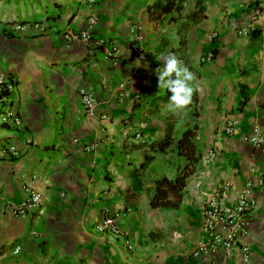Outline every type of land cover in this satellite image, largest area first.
<instances>
[{
	"label": "crops",
	"instance_id": "crops-1",
	"mask_svg": "<svg viewBox=\"0 0 264 264\" xmlns=\"http://www.w3.org/2000/svg\"><path fill=\"white\" fill-rule=\"evenodd\" d=\"M156 2L21 0L25 23L0 24V68L14 80L12 116L0 118V151L8 150L0 153V264H226L225 252L214 259L191 253L202 238L205 196L224 181L232 195L249 180L257 184L253 165L264 175V144L256 149L242 139L256 128L264 140V13L243 38L237 32L251 16L247 0H185L180 12L168 14L152 8ZM90 16L97 18L91 36L104 45L69 44L66 35L85 29ZM111 46L116 65L107 58ZM168 53L199 84L181 114L160 100L165 89L156 69ZM83 88L97 98L91 118L81 106ZM228 115L238 121L232 137L222 132ZM192 126L198 160L180 202L153 208L155 181L173 179L181 163L171 147L159 152L149 145L168 129L178 139ZM30 177L44 204L39 214L15 217L9 209L26 198ZM254 196L243 244L249 264H264V187ZM124 209L119 224L129 231L131 250L93 230L107 213ZM229 263L240 264L238 252Z\"/></svg>",
	"mask_w": 264,
	"mask_h": 264
},
{
	"label": "built area",
	"instance_id": "built-area-1",
	"mask_svg": "<svg viewBox=\"0 0 264 264\" xmlns=\"http://www.w3.org/2000/svg\"><path fill=\"white\" fill-rule=\"evenodd\" d=\"M98 0H85L87 5H95ZM247 4L251 9L249 21L238 30V35L247 38L253 29V24L264 13V0H247ZM97 21L95 16H90L87 19L85 29L66 35V40L71 43H82L90 46L92 49L100 48L104 45L103 41H94L91 34L93 27ZM24 27L19 26L22 30ZM212 38V37H211ZM107 58L110 59L113 65H116L115 53L116 47L111 46ZM212 55L208 54L206 60H211ZM14 84V80L0 68V102L3 104L1 113V121H8L11 116L9 108L8 94H3L4 91L9 92ZM123 87V85H120ZM141 94L133 96L136 102L141 101ZM80 101L83 112L87 118H91L95 114L97 107V98L94 93L86 88L80 91ZM102 122L108 120L107 114H102L100 117ZM222 132L228 136H235L238 132V121L234 115H228L224 121ZM243 141L251 143L256 149H262L264 140L263 135L254 128L249 133L242 135ZM7 149H2L1 154H5ZM9 154L15 157L17 154L14 149H9ZM251 173L258 174L259 182L254 184L252 181H247L242 189L234 195L231 194L232 185L229 181H224L217 185L215 190L205 196L202 204L201 213V230L202 238L192 250V258L209 256L214 259L220 252H225L227 255L226 264L232 260L234 252L239 253L240 264H249L250 250L243 242L249 237L250 226L253 222V217L256 213L257 202L255 193L264 187V175L259 173L256 166L250 168ZM35 177H30L24 187L26 198L23 202L14 208H10V213L15 217L25 218L31 213H40L44 204V193L34 186ZM129 211L127 209L107 213L101 220L93 225V230L98 235L109 237L113 240H120L126 250L132 249V240L129 231L123 229L119 221L126 217ZM17 248V247H16Z\"/></svg>",
	"mask_w": 264,
	"mask_h": 264
},
{
	"label": "trees",
	"instance_id": "trees-1",
	"mask_svg": "<svg viewBox=\"0 0 264 264\" xmlns=\"http://www.w3.org/2000/svg\"><path fill=\"white\" fill-rule=\"evenodd\" d=\"M185 0H157L152 8L158 10L162 14L170 12H180L183 9ZM200 4L196 1L195 8ZM200 11L197 10V14ZM190 15H192L190 13ZM3 94H8L4 91ZM171 93L165 90V93L160 97L163 103H168ZM196 126L188 127L178 139H173L170 136V129L161 141L152 142L149 145L151 150L164 152L165 149L171 147L172 153L183 162L178 167V172L173 179L162 178L155 181L153 187V197L150 205L153 208L157 207H177L181 198V191L186 186L187 179L193 174L194 166L197 163L198 157L195 154V146L192 138L195 135ZM186 162V164H184Z\"/></svg>",
	"mask_w": 264,
	"mask_h": 264
},
{
	"label": "clouds",
	"instance_id": "clouds-1",
	"mask_svg": "<svg viewBox=\"0 0 264 264\" xmlns=\"http://www.w3.org/2000/svg\"><path fill=\"white\" fill-rule=\"evenodd\" d=\"M160 61L162 66L156 69L158 87L171 93L169 110L175 114L184 113L192 105L194 94L200 90L197 77L174 53L162 54ZM136 65L140 66L139 60Z\"/></svg>",
	"mask_w": 264,
	"mask_h": 264
},
{
	"label": "rangeland",
	"instance_id": "rangeland-1",
	"mask_svg": "<svg viewBox=\"0 0 264 264\" xmlns=\"http://www.w3.org/2000/svg\"><path fill=\"white\" fill-rule=\"evenodd\" d=\"M11 0H0V24H10L16 23V24H22L25 22H21V12L22 8L17 5V1L21 0H13L14 1V6H12ZM193 11V10H192ZM193 13V12H192ZM177 161H180V163L183 162L181 158H176ZM186 164V162H184Z\"/></svg>",
	"mask_w": 264,
	"mask_h": 264
}]
</instances>
